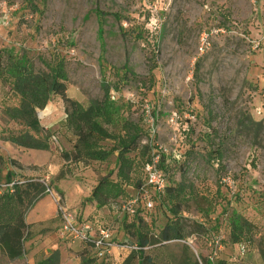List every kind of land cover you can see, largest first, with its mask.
I'll return each instance as SVG.
<instances>
[{
    "label": "rangeland",
    "instance_id": "obj_1",
    "mask_svg": "<svg viewBox=\"0 0 264 264\" xmlns=\"http://www.w3.org/2000/svg\"><path fill=\"white\" fill-rule=\"evenodd\" d=\"M2 48L28 51L41 68L38 58L60 54L66 60L67 96L86 105L102 98L101 82L106 81L114 94L111 99L130 107L124 116L147 132L144 110H154V142L164 151L166 173L176 183H191L195 193L181 204L187 239L146 246L151 264H186L189 255L199 264H264V0H0ZM152 60L156 67L150 77ZM7 91L0 83V128L4 106L17 104ZM47 107L48 114L43 113ZM63 113L58 96L38 110L40 122L47 120L46 128L54 135L50 151L59 156L61 148H71V135L61 126ZM6 126L18 128L13 122ZM20 153V158L32 159L27 149ZM8 159L0 163L2 188L7 169L15 172L14 180L40 176L61 196L63 210L49 194L40 198L26 216L38 206L50 212V219L30 230L23 258L3 259V264H35L45 235H57L59 252L75 250L67 245L72 238L61 234L64 210L89 224L96 235L98 227L109 228L116 244H136L125 227L137 216L153 233L166 222L165 209L150 188L146 191L153 207L139 200L134 218L122 209L127 200L138 197L133 188L127 189L128 198L97 212L85 207L95 175L86 181L80 174L83 165L72 166L73 175L62 178L83 183V191L71 189L65 197V191L56 190L63 166L54 173L47 165L19 170ZM115 165L112 155L108 162H92L88 168L100 177ZM232 211L242 213L257 230L244 252L227 241Z\"/></svg>",
    "mask_w": 264,
    "mask_h": 264
},
{
    "label": "trees",
    "instance_id": "obj_2",
    "mask_svg": "<svg viewBox=\"0 0 264 264\" xmlns=\"http://www.w3.org/2000/svg\"><path fill=\"white\" fill-rule=\"evenodd\" d=\"M35 59L28 51L15 53L8 48L0 49V83L8 89L7 95L11 94L17 99V104L4 106V126L1 128L0 140L27 150L49 151L54 135L50 129L41 125L38 110L43 109L53 97H60L64 110L61 126L71 135V148L60 150L64 165L56 180L72 176L73 168L79 165L108 162L112 155L116 158L114 170L100 176L85 199L94 203L96 208L107 206L120 198H128V188L138 191L137 198L142 196L143 165L151 160L153 154H160L158 166L165 172L168 185L164 194L154 196V200L163 205L166 222L157 233H153L141 217L133 219L125 230L139 249L128 252L120 264H151L153 259L145 254L146 246L186 240L188 233L181 222V204L187 196L194 195V187L184 179L176 183L169 178L165 155L157 150L154 137L151 138L139 122L124 116L130 107L111 99L110 86L106 81L101 82L102 98L91 100L86 105L67 96L65 58L60 54H52L48 59L38 58L42 68L36 65ZM155 67V61H150V77ZM9 122H13L18 128H8L6 124ZM216 156L217 162H220L221 154ZM207 159L215 160L210 156ZM3 161L0 155V163ZM8 164L19 170L25 169L24 165L13 158L8 159ZM28 167L38 169L35 165ZM185 167L184 164L183 168ZM14 174L13 170L7 169L4 188L0 183V264H3V259L13 262L25 256V242L30 236L31 227L26 223V214L51 188V183L40 176L14 180ZM130 200L132 199L125 204ZM138 209L135 207L133 218L139 213ZM227 226V241L230 244L248 246L257 233L255 225L237 211L228 215ZM83 244L85 248L81 253L80 264H101L100 260L107 261L109 258L106 254H88L94 251L91 240ZM183 248L189 251L187 244ZM220 263L224 264L223 261ZM35 264H60V253L54 249L46 257L39 258ZM186 264L199 262L189 255ZM204 264L214 263L206 261Z\"/></svg>",
    "mask_w": 264,
    "mask_h": 264
},
{
    "label": "built area",
    "instance_id": "obj_3",
    "mask_svg": "<svg viewBox=\"0 0 264 264\" xmlns=\"http://www.w3.org/2000/svg\"><path fill=\"white\" fill-rule=\"evenodd\" d=\"M111 98L114 99V94H111ZM153 114L148 110H144V120L149 124L147 126L148 134L151 136L153 135L155 130L153 128ZM40 119V115H39ZM144 121V122H145ZM45 123H48L47 120L45 122L41 121V125L46 127ZM152 138V137H151ZM145 143V141L143 142ZM157 150L160 153H164L161 146L157 145ZM160 160V154L156 153L153 154L151 160L146 162L143 165V175H144V183L142 188L144 189L143 195L139 198L132 199L126 204L122 206V209L127 213L133 214L135 211V206L137 205L139 200H142L144 203V207L150 209L153 207V199L150 195H147L146 188H150L153 191V196H162L164 191L168 185L167 177L165 172L158 166ZM47 194H49L55 203H57L59 209L63 208L60 206V195H58L52 188L47 189ZM62 229L61 234L67 235L74 240H78L80 242H87L91 240L93 242V249L94 252L97 253L99 256H103L104 254L108 255L113 248H118L125 250L127 252L130 251H137L139 247L136 244H116L114 243L113 239L111 238V231L109 228L105 226L98 227L97 235L92 232L90 225L87 223H80L77 221L75 216L71 215L70 213L63 211L62 215ZM240 251L244 252L246 245L242 244L239 245Z\"/></svg>",
    "mask_w": 264,
    "mask_h": 264
},
{
    "label": "crops",
    "instance_id": "obj_4",
    "mask_svg": "<svg viewBox=\"0 0 264 264\" xmlns=\"http://www.w3.org/2000/svg\"><path fill=\"white\" fill-rule=\"evenodd\" d=\"M63 116H64V114H63ZM0 132H1V128H0ZM22 150H23L22 147H16L15 145L11 144L8 141L0 140V155L2 157H4L5 159L6 158L16 159L24 166L35 165L38 167L37 170H40V168L47 165L49 167V169L51 170V173L58 171L59 166H62L64 164V161L60 158L59 154H54L52 151H50L51 149L49 151L28 149L30 155L32 156V159H30V160H25V159L19 157L22 154V153H20ZM84 168H86V169L81 170L80 174L87 177L86 181H88L89 180L88 178H91L92 175H95V179L92 178L91 184L89 185L90 189L88 191V194L86 195L88 197L92 187L96 184L97 179L99 177H97V175L94 172H92L91 168H88V166H83L82 169H84ZM82 184L83 183L78 184L77 181H75L74 179H71L69 181L61 179L58 183H56V190L65 191V197H66V195L68 194V191L71 189L75 192H79V193L82 192L83 191V189H82L83 185ZM69 203H71V201ZM69 205H71V204H69ZM69 205H67V206H69ZM85 207L86 208L89 207L92 210L95 209L97 212H99V210H100L99 208H96L94 203H90L89 206H85ZM83 212L85 213L86 210L83 209ZM49 217H50V212L48 210L43 209V208L38 209V206H37V207H35V209H33L31 211V213L29 215L26 216V223L31 226L30 227V230H31L34 228L35 225L41 223L42 221H46V220L50 219ZM94 217H96V216H94ZM51 237H47L46 235L43 237L45 239H43L44 241H43L42 245L38 248L39 257L37 258V260L39 258L46 257L49 253H51V251L58 248V246H57V235L54 234ZM55 239H56L55 242L52 241ZM67 245L70 247L74 246L77 248H74L75 250H73V251L59 252L60 253V264H64L66 262L65 261L66 258H69L67 262H70L73 260V261H78L75 263L79 264V260L81 259V253H82L83 249L85 248V245L83 244V242H80L78 240H72V239H71V244L67 243ZM90 253H94V251L92 250ZM127 255H128L127 251L122 250V249H118V248H113L111 250V256H109L107 261L109 259L111 260L113 258L119 259L121 261L118 264H120Z\"/></svg>",
    "mask_w": 264,
    "mask_h": 264
},
{
    "label": "bare ground",
    "instance_id": "obj_5",
    "mask_svg": "<svg viewBox=\"0 0 264 264\" xmlns=\"http://www.w3.org/2000/svg\"><path fill=\"white\" fill-rule=\"evenodd\" d=\"M48 111H49V107H47V108L43 111V113H47V114H48Z\"/></svg>",
    "mask_w": 264,
    "mask_h": 264
}]
</instances>
